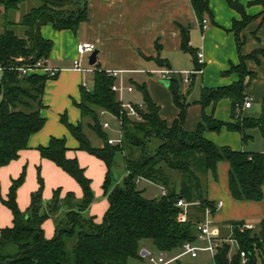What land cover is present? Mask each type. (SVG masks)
<instances>
[{"label":"trees","instance_id":"obj_1","mask_svg":"<svg viewBox=\"0 0 264 264\" xmlns=\"http://www.w3.org/2000/svg\"><path fill=\"white\" fill-rule=\"evenodd\" d=\"M40 5L23 12L19 21L16 15L22 0H2L4 5L3 32L0 34V166L17 159L21 150L27 148L29 137L41 130L46 122L41 110L45 107L43 97L48 73L21 72V67L34 66L39 60L49 59L53 41L45 38L41 28L52 24L57 30L70 29L76 32L87 22L88 0H41ZM264 3V0H261ZM197 17L203 22L210 12L208 0H191ZM231 7L241 13L242 19L235 20L240 63L232 65L229 72H237L239 80L232 85L217 88H203L197 103L202 106V117L193 131L185 129L188 107L184 76L173 73L169 90L173 103L179 112L172 123L160 114V106L153 99L145 84L138 85L143 95L145 109L141 121L122 117L124 142L122 146L108 143V136L101 125L99 110L106 109L120 115L121 103L117 92L112 90L117 79L103 69L97 68L92 88L82 85L81 109L83 119L104 140L101 146L91 144L83 123L72 124L66 115L61 121L80 142L81 149L103 160L107 167L103 184L109 206L101 221L86 216L95 199L91 179L77 158L67 156L68 147L64 137L53 136L46 146H40L43 158L55 162L81 185L84 195L77 199L68 193L59 197V189L50 203L43 198L44 180L38 172V189L32 193L29 207L23 211L17 201L19 187L25 180V171L12 181L7 198L3 203L13 215V224L0 229V264H135L142 262L141 251L152 246L168 257L179 255L186 242L198 243L197 225L203 220L207 207L213 214L217 201L209 197V179L218 181L219 166L228 163V186L237 201L264 200V155L261 152L235 150L229 145H218L205 137L208 130L220 131L223 126L241 133L243 141L248 140V130L259 128L264 137V99L258 117L246 116L244 104L249 80L256 74L246 66L248 58L241 48V31L251 20L244 7L235 0H228ZM21 8V7H20ZM13 12L12 16L9 14ZM182 47L193 54L196 69H203L198 52L190 45L189 30L183 28ZM162 66L168 63L158 57ZM98 65V63H96ZM228 71L224 74L229 73ZM197 74H192V82ZM188 84L189 86L192 84ZM189 89V88H188ZM223 98L232 103L234 122L221 121L214 116L215 105ZM212 106L211 113L207 108ZM121 152L124 157L126 176L121 185H112V169L115 156ZM141 179L138 181V179ZM165 187L166 195L147 196L142 182ZM198 202L189 210L187 221H181L182 209L179 199ZM64 214H59L62 206ZM57 215L55 234L47 238L43 223L51 215ZM245 222L233 223L231 238L239 250L230 256L228 237L221 235V242L214 257L215 264H250L253 256L257 264V253H264V219L260 232L254 229H240ZM150 242V245L147 243ZM249 257L242 262L241 252ZM174 264H193L178 259Z\"/></svg>","mask_w":264,"mask_h":264},{"label":"crops","instance_id":"obj_2","mask_svg":"<svg viewBox=\"0 0 264 264\" xmlns=\"http://www.w3.org/2000/svg\"><path fill=\"white\" fill-rule=\"evenodd\" d=\"M235 1L251 16L248 25L241 31L242 54L245 56L257 54L255 58L246 60L247 69L253 71L256 76L252 80L248 77L246 79L247 82L249 81L246 93L252 98L253 105L245 108L244 114L258 117L264 99V3L261 0ZM208 2L210 12L204 16L207 20L206 25H203L197 17L191 0H88L89 19L82 23L76 32L70 29L57 30L50 23L44 25L41 28L42 35L53 41L48 66L58 69L57 76L49 79L45 88L43 97L45 107L41 110V114L46 122L41 130L29 137L27 148L21 150L17 159L8 165L0 166V197L7 198L12 181L25 171V180L17 193L18 204L21 197L27 201V206L20 208L25 211L30 205L32 193L39 187L40 169L44 180L45 203L52 201L57 189L60 199H64L68 193H73L77 199L82 198L83 189L75 178L55 162L43 158L39 151V147L48 145L53 136L64 137L68 147L67 156L78 159L86 175L91 179L97 197L84 214L101 221L109 206L103 188L107 173L106 164L100 158L81 149L80 142L61 121L62 115H66L69 122L74 125L80 122L83 123V127L85 124L88 125L76 103L81 102V87L85 82L89 65H84V55L78 54L77 45L85 41L93 42L99 50L98 65H93L91 69L92 77L97 68L108 73L115 70L123 71L125 84L132 85L134 89H138V85L145 84L160 106L161 116L172 123L179 109L173 103L168 86L161 82L160 77L157 79L156 75L165 68L181 73L196 69L193 54L182 47L183 28L189 30L190 45L197 52L202 51L204 54L203 71L197 74L190 86L185 87L187 100L191 102L187 111L185 129L193 131L202 117V106L196 102L201 97L202 89L225 87L239 80V74L229 70L232 65L240 63L233 24L235 20H241L242 15L231 7L228 0H208ZM158 57L164 59L168 66L160 65L157 61ZM76 60H80L82 69L75 67ZM227 71L229 73L224 74ZM39 72L44 73V71ZM92 80L93 78L89 82ZM255 105L260 106L259 111ZM206 110L211 113L213 107L210 106ZM213 112L218 120L234 122L232 103L228 98L221 99L215 105ZM248 134L250 138L243 141L240 132L223 126L220 131H206L205 137L218 145H229L235 150L261 152L248 148L249 140H254L257 134L264 142L260 129H249ZM221 165L223 189L218 186V181L211 180L209 197L213 200L217 197L215 195H219L222 191L227 197L233 198L228 186V163L222 162ZM142 185L146 189L155 186L159 189L158 195L161 194L159 185L144 180ZM220 200L223 201L220 207L222 208L225 201L223 199L215 201L218 203ZM260 203L249 201V205L245 206L251 208L252 211L249 212L255 213L256 208H260ZM0 210V229L11 226L13 215H9L4 207H0ZM43 228L47 238L55 234L56 226L50 218L45 220Z\"/></svg>","mask_w":264,"mask_h":264},{"label":"rangeland","instance_id":"obj_3","mask_svg":"<svg viewBox=\"0 0 264 264\" xmlns=\"http://www.w3.org/2000/svg\"><path fill=\"white\" fill-rule=\"evenodd\" d=\"M1 1L2 0H0V34L3 32L2 23L4 20V16H5L4 5L1 4ZM41 3H42L41 0H22V2L19 3V11L16 12L13 17H15V15H16V17H15L16 21H19L23 12L29 11L32 7L40 5ZM12 15H13V12H11L9 14V16H12ZM83 63H84V65H86V64L89 65V69L86 70L87 76L85 78V82H88L89 87L92 88V82H89V80L91 81V79L93 78L92 77L93 73L91 72V69L93 66L89 64V54L84 55ZM182 74L185 77V74L184 73H182ZM1 75H2V72L0 70V77H1ZM124 101L125 102H143L142 93L138 89H135V91L132 93L125 92ZM255 108L259 111L260 106L255 105ZM103 119L105 121L110 122V127L108 129H103L106 132L107 136L111 137V138H119L120 137V122H119V120L115 116L110 115V114L104 116ZM84 130L87 133V136L89 137L92 145L101 146L104 143L103 138L96 131H94L91 127H89L87 124L84 125ZM249 144H250V146L249 147L247 146L248 148L258 150V151H260V150L262 151V149L264 147V142L258 136V134L255 135L254 140L253 139L249 140ZM115 161H116V164L114 165V167L112 169L111 189L118 184L121 185L123 182V179L127 173L125 165H124V157H123V154L121 152H118L116 154ZM218 174H219V178H218L217 184L219 187H221V190H222L223 189V187H222V185H223L222 165L219 167ZM211 180H214V179H212V178L209 179V185L210 184L212 185ZM214 181H216V180H214ZM158 190L159 189L155 186L154 187L149 186L147 189V196L150 197V196L158 195ZM222 192H219V195H215L217 197H214V198H216L215 200L223 199L225 201V204L222 208H218L216 213L214 214L215 216L213 217V224H212L213 230L218 234L224 235V237H228V235L231 231L232 224L240 222L242 220L245 223L253 224L254 227L251 229H254V231H256V232H260L262 229L261 222L264 219V215H263L264 214V200L260 201L261 202L259 204V205H261L260 208H256L257 210H255V213H252V212H249L251 210V208H248L245 206V205H249L248 204L249 201H244V202L237 201L234 198H231L229 196L227 197V195L225 193H222ZM5 198L6 197H0V207L1 208L4 207L5 210H7L9 215H10L12 213H10L9 208L3 203V199H5ZM95 198L97 199V197H95ZM19 203H20L19 204L20 208H22V207L25 208L24 206L26 205L27 201H24V198L21 197V200ZM65 210H66V207L63 205L59 211V214H64ZM0 214H1V210H0ZM57 215L58 214L51 215L49 217L51 219V221L54 222L55 226L57 223L56 222L57 221V218H56ZM2 216H3V214H2ZM4 216H5V213H4ZM226 240L231 245L230 256H232L234 253L238 252L239 246H238L237 242L231 241L228 238H226ZM199 244L204 245L205 243L200 242ZM147 245H150V242H148ZM146 249H149V251L152 254L158 253V251H156V249L152 246H149ZM216 253H217V251H216ZM256 256H257V264H264V253L263 254L257 253ZM180 259H182L183 262L191 261V262H201L203 264H214V257L209 252H200L199 257H197V258H191L189 256H182ZM135 264H150V263H149V260L145 256L142 262H137Z\"/></svg>","mask_w":264,"mask_h":264},{"label":"built area","instance_id":"obj_4","mask_svg":"<svg viewBox=\"0 0 264 264\" xmlns=\"http://www.w3.org/2000/svg\"><path fill=\"white\" fill-rule=\"evenodd\" d=\"M207 20H203V25H206ZM97 49L95 43L93 42H80L77 45V52L81 56L86 54H91L93 51ZM198 60L199 63L203 64L204 61V54L202 51H198ZM75 67L78 69H82L80 60L75 61ZM0 70H2V67L0 66ZM88 70V69H87ZM32 71H44L45 73H48L51 77H55L58 74V69L48 66V59H42L39 60L34 66L31 67H21V72L23 74H28ZM203 71V69H195L192 71H186L185 77H184V83L190 84L192 82V74H200ZM173 73H176L175 71H171L169 69H162L159 72V77L163 80H170ZM110 76H113L117 79V81L113 84L112 90L117 92L119 101L121 103V111L120 115H116L106 109H101L99 111L100 117H101V125L103 129H108L110 127V122L105 121L103 119L104 116L110 114L115 116L119 122H120V137L119 138H111L108 137L107 141L111 145H120L122 146L124 142V136H123V130H122V117L124 114H127L130 118L136 121H141L144 117L143 111L145 109L144 102H125L124 101V94L125 92L132 93L134 92V87L132 85H126L124 82L123 77V71L115 70L109 72ZM83 86L86 87L88 90L90 89L88 82H83ZM253 105V100L251 97H246L244 109L250 108ZM261 153L264 155V149L261 151ZM141 179L139 178L138 181ZM161 188V194L166 195L167 189L165 187ZM198 204V202H188L185 199L181 198L177 201V206L182 209L181 213V221H187L189 217V210L192 206ZM223 205V201L220 200L217 203V208H220ZM213 212L210 207H207L204 212L203 220L198 223V233H197V240L198 243L193 242H186L183 246V250L179 255L168 257L164 252H158L157 254H152L149 250H147V254L144 255L149 260L150 264H174L178 259H180L182 256H189L191 258H197L199 257L200 252H209L213 257L216 255V251L218 249V246L221 242V234L216 233L213 228ZM254 225L251 223H244L242 226H240V229H251ZM233 227H231V231L228 235V239L231 241L236 242L235 239L231 238ZM200 242H204V245H200ZM242 256V262L248 263L249 257L247 256L245 251L241 252ZM193 264H203L201 262H192ZM215 264V262H214Z\"/></svg>","mask_w":264,"mask_h":264},{"label":"water","instance_id":"obj_5","mask_svg":"<svg viewBox=\"0 0 264 264\" xmlns=\"http://www.w3.org/2000/svg\"><path fill=\"white\" fill-rule=\"evenodd\" d=\"M98 53H99V50L98 49H95V51H93L90 55H89V64L90 65H95L97 63V60H98ZM156 78L158 79L159 78V75H156ZM161 82H163L166 86H169V80H163L161 79ZM147 250L146 249H143L141 251V255L144 256L147 254ZM250 264H256V260L253 256L250 257Z\"/></svg>","mask_w":264,"mask_h":264}]
</instances>
